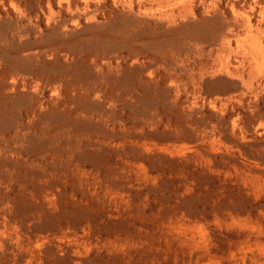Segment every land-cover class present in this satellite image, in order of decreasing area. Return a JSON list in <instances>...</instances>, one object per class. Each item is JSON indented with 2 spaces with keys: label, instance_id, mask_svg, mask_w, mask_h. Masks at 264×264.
<instances>
[{
  "label": "rangeland",
  "instance_id": "rangeland-1",
  "mask_svg": "<svg viewBox=\"0 0 264 264\" xmlns=\"http://www.w3.org/2000/svg\"><path fill=\"white\" fill-rule=\"evenodd\" d=\"M0 264H264V0H0Z\"/></svg>",
  "mask_w": 264,
  "mask_h": 264
},
{
  "label": "bare ground",
  "instance_id": "bare-ground-1",
  "mask_svg": "<svg viewBox=\"0 0 264 264\" xmlns=\"http://www.w3.org/2000/svg\"><path fill=\"white\" fill-rule=\"evenodd\" d=\"M2 65V64H1ZM16 70H18V69H16ZM13 82V81H12ZM9 86V85H8ZM11 86V85H10ZM12 89V88H11ZM14 90V89H13ZM56 92V91H55ZM54 93V92H53ZM44 101V100H43ZM43 110H44V108H43ZM29 134V133H28ZM69 151V150H68ZM38 165V164H37ZM40 168V167H39Z\"/></svg>",
  "mask_w": 264,
  "mask_h": 264
}]
</instances>
